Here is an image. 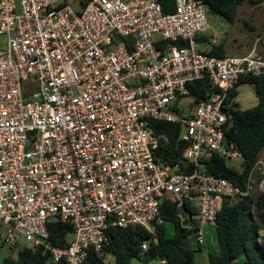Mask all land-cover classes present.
Segmentation results:
<instances>
[{
	"label": "built area",
	"instance_id": "1",
	"mask_svg": "<svg viewBox=\"0 0 264 264\" xmlns=\"http://www.w3.org/2000/svg\"><path fill=\"white\" fill-rule=\"evenodd\" d=\"M71 1L0 0V244L41 248L53 264H85L90 252L114 264L109 228L139 227L156 243L168 198L194 207L184 229L202 246L225 200L264 194L259 156L245 191L201 170L213 155L241 159L224 146L230 92L264 74V32L247 54L218 58L196 47L208 29L201 1L174 0L171 14L157 0H81L77 13ZM30 77L38 91L24 102ZM201 80L212 91L185 114L176 105ZM150 121L180 126L190 172L160 163L165 138ZM52 221L71 226L65 247L50 244Z\"/></svg>",
	"mask_w": 264,
	"mask_h": 264
},
{
	"label": "trees",
	"instance_id": "2",
	"mask_svg": "<svg viewBox=\"0 0 264 264\" xmlns=\"http://www.w3.org/2000/svg\"><path fill=\"white\" fill-rule=\"evenodd\" d=\"M163 14H171L174 0H157ZM208 12L220 15L233 23L238 8L247 3L259 7L264 0H198ZM202 39V38H201ZM200 38L198 41L202 42ZM183 46L184 44H179ZM206 52V51H205ZM208 55L218 58L226 57L222 46H213ZM239 85L253 87L258 99L255 107L239 111L231 108L224 127V146L241 154L242 171L229 168L226 159L213 155L203 162L204 174L230 181L241 191H245L249 172L255 165L258 156L264 152V74L262 76L246 75L240 78L236 87L230 92L236 94ZM211 88L206 81H197L189 85V97L193 104L207 99ZM157 136H164L160 142L156 157L162 165H178L181 172H190L192 167L182 159L185 144L180 140L181 128L165 122H149ZM194 207L185 202L180 209L168 198L160 202L158 217L163 224H154L153 235L139 227L126 229L109 228L106 254L114 257V264H131L133 260L144 262L155 260L163 264H195V254L200 247L191 249L183 241L192 236V231L184 229L191 225L196 215ZM185 215L182 222L180 215ZM172 228L167 235L166 225ZM49 242L54 247H65L72 232L69 224L58 221L49 222ZM216 251L207 252L208 264H235L239 259L242 264H264V194L252 193L238 199L225 200L218 212L214 224ZM148 243V250L143 252L142 244ZM2 264H53L47 252L41 248H19L16 256L5 258ZM85 264H101L94 253H89Z\"/></svg>",
	"mask_w": 264,
	"mask_h": 264
},
{
	"label": "rangeland",
	"instance_id": "3",
	"mask_svg": "<svg viewBox=\"0 0 264 264\" xmlns=\"http://www.w3.org/2000/svg\"><path fill=\"white\" fill-rule=\"evenodd\" d=\"M81 0H73L69 3L72 12L77 13L81 10ZM206 20L208 29L200 34H197L196 47L202 51L208 52L212 46V38L216 35V45L222 46L226 57H238L245 55L253 45L255 39L264 32V4L259 7H252L244 3L238 8L234 22L231 23L220 15H215L207 11ZM202 38V42L197 39ZM5 36H0V45H5ZM38 91V85L34 79L30 77V81L23 84L22 92L24 102L32 101V95ZM234 105L232 109L244 111L255 107L258 103L257 96L253 87L249 85H239L236 88V94L233 97ZM193 100L186 97L181 100L176 107L188 114L192 109ZM259 159L264 160V152H261ZM226 164L238 172L242 171L241 159L234 158L227 160ZM167 235H171L172 228L169 224L166 225ZM3 228L0 225V234L3 233ZM204 244L199 246L201 251L195 254V264H208L206 255L207 252L216 251V239L214 227L205 228ZM184 245H188L191 249H196L195 237L191 236L184 241ZM19 249V248H18ZM0 244V264L3 259L16 256L17 250ZM132 264H158V261L150 260L147 262L141 260H133Z\"/></svg>",
	"mask_w": 264,
	"mask_h": 264
},
{
	"label": "crops",
	"instance_id": "4",
	"mask_svg": "<svg viewBox=\"0 0 264 264\" xmlns=\"http://www.w3.org/2000/svg\"><path fill=\"white\" fill-rule=\"evenodd\" d=\"M201 39V38H200ZM203 50V49H202ZM250 50V49H249ZM260 155V154H259ZM207 228H210V227H207ZM190 238V237H189ZM187 240V239H186ZM185 241V240H184ZM184 241H183V243H184ZM184 245V244H183ZM185 247H188V245H184ZM195 246H196V248H198V246L195 244ZM200 251H201V248H200ZM199 251V252H200ZM198 253V252H197ZM206 259H207V255H206ZM242 262H243V260H241V259H239V260H237L236 262H235V264H242ZM207 263H208V260H207ZM131 264H132V262H131ZM159 264V263H158ZM160 264H163V263H160Z\"/></svg>",
	"mask_w": 264,
	"mask_h": 264
}]
</instances>
